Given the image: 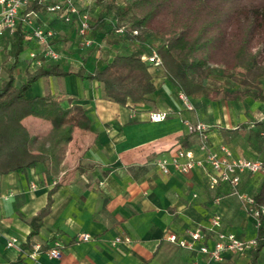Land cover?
I'll return each instance as SVG.
<instances>
[{
    "label": "crops",
    "instance_id": "obj_1",
    "mask_svg": "<svg viewBox=\"0 0 264 264\" xmlns=\"http://www.w3.org/2000/svg\"><path fill=\"white\" fill-rule=\"evenodd\" d=\"M95 6L94 22L100 14ZM38 25L56 30L54 45L62 54L58 60L71 73L40 77L27 89L26 97L48 92L75 96L88 108L92 130H75L58 172L46 174L44 163L37 162L0 175V264H190L193 252L168 240L166 234L183 237L190 228L210 225L214 214H220L224 230L246 238L256 236L253 218L230 185L209 188L202 167L164 173L156 159L180 147L199 154L198 138L187 126L197 121L208 125L212 148L225 144L235 155L264 159V102L201 97L191 99L194 108L186 109L178 98L179 88L163 67L150 66L155 91L141 101L117 103L104 95L100 82L82 77L74 68L84 59V74L92 72L116 52H130L131 43H110L107 29L96 30L99 47L84 55L75 24L45 9L33 23ZM104 40L107 47L100 46ZM29 41L30 53L38 43L34 38ZM4 48L0 51L6 53ZM29 53L20 55L16 78H25ZM154 111L165 112L166 117L154 121ZM25 122L34 134L50 130L49 122L38 117L29 116ZM263 175L244 174L241 191L254 194ZM52 188V208L38 232L30 236V219L45 206ZM80 232L90 233L91 239L80 240ZM116 236L130 241L112 244ZM11 237L18 243L9 246ZM56 244L62 256L50 259L46 251ZM251 259L252 250L228 257L226 264H251Z\"/></svg>",
    "mask_w": 264,
    "mask_h": 264
},
{
    "label": "trees",
    "instance_id": "obj_2",
    "mask_svg": "<svg viewBox=\"0 0 264 264\" xmlns=\"http://www.w3.org/2000/svg\"><path fill=\"white\" fill-rule=\"evenodd\" d=\"M96 1L100 14L92 36L96 30L107 29L110 43L132 45L130 52H116L92 72L76 71L100 82L108 99L126 104L144 100L155 91L154 73L142 54L156 47L166 76L190 99L264 102V32L260 29L264 25V0ZM29 9L45 10V3L36 0ZM115 18L129 25L125 34L114 33ZM133 28L140 32L133 34ZM25 35L20 22L13 34L6 35L2 46L10 48L6 51L10 57L2 62L6 72L0 75V175L25 170L37 162L44 163L46 174L58 172L75 130H92L88 108L84 102L75 101V96L57 92L32 98L25 95L40 77L71 73L59 60L35 68L28 64L24 81L16 84L15 69L30 43ZM29 116L49 122V132L34 134L25 122ZM54 190H49L47 203L30 219V236L38 232L50 212ZM253 195L257 206L264 205V175ZM259 219L251 264H258L264 247V213Z\"/></svg>",
    "mask_w": 264,
    "mask_h": 264
},
{
    "label": "built area",
    "instance_id": "obj_3",
    "mask_svg": "<svg viewBox=\"0 0 264 264\" xmlns=\"http://www.w3.org/2000/svg\"><path fill=\"white\" fill-rule=\"evenodd\" d=\"M36 0H0V48L3 46L7 34H13L17 25L21 22L26 30V39L34 38L39 47L29 53L30 66L35 68L45 62L58 60L61 52L54 45L57 32L53 27L33 26L39 11L29 9ZM45 3V9L57 14L64 22L75 24L77 35L82 48H89L95 39L92 36L93 6L96 0H37ZM114 21V33L125 34L129 25ZM138 28H133L132 33L138 34ZM142 58L155 68L163 67L162 57L156 47H152L148 53L142 54ZM178 98L184 108L193 109L194 104L189 96L182 90L178 91ZM166 117L162 111H154L151 119L161 121ZM188 130L196 134L198 138V151L193 148L180 147L174 153L157 157V166L167 174L174 172L185 173L197 167L205 169L209 188H215L221 183L230 185L233 192L242 200L243 210L253 218L254 227L260 225L259 215L264 213V205L257 206L253 194L241 191L240 186L244 174H264V159L245 155H235L228 145H221L214 149L209 142L208 125L203 121L195 123L187 122ZM210 225L190 228L186 235L181 237L173 232L166 234V238L193 252L190 264H226L228 257L238 253L252 250L257 244V237H243L233 231L222 228L220 214L211 217ZM80 240H90L92 235L88 232H80L77 236ZM122 240L130 241L129 237L116 236L112 244ZM18 243L16 237H11L9 246ZM36 248L39 246L36 245ZM48 258H60L62 249L58 244L46 251Z\"/></svg>",
    "mask_w": 264,
    "mask_h": 264
},
{
    "label": "rangeland",
    "instance_id": "obj_4",
    "mask_svg": "<svg viewBox=\"0 0 264 264\" xmlns=\"http://www.w3.org/2000/svg\"><path fill=\"white\" fill-rule=\"evenodd\" d=\"M97 2V1H96ZM95 8H96V6L94 5L93 6V11H92V14L93 15H95V13H94V10H95ZM100 8V7H99ZM260 20H262V19H259V21ZM264 22V21H263ZM263 32H264V25L263 26H261V28H260ZM107 41H108V38H107ZM106 40H104L103 42H102V44H100V46L102 45V46H105V47H107L109 44H108V42H107ZM66 45L68 46L69 45V42H66ZM39 47V45H37V47H34V49H37ZM96 47H99V45L97 44V42H94L89 48H83L82 49V53L84 54V55H88L93 49H94V51H96L97 49H95ZM4 49H6V51H8L10 48L9 47H5ZM84 51V52H83ZM28 53H29V50L26 48L22 53H21V55L22 56H25V55H28ZM10 57L8 54L6 55V53L4 52V51H0V75L1 74H3V73H5L6 71V69L2 66V62L6 59V57ZM9 59V58H8ZM261 59H262V62L264 63V53H263V55H262V57H261ZM84 60V59H83ZM82 59L81 60H79L80 61V65L77 67V68H74L75 70H78V69H82L83 71L84 70H86V68H85V64L83 63V62H85V61H83ZM83 63V64H82ZM61 64H62V66L64 67V69H68V66L67 65H65L64 64V62H61ZM88 64H89V62H88ZM87 65V64H86ZM24 81V79L22 78V77H17L16 78V84L17 85H20L22 82ZM219 83L221 84V85H226L227 84V82H225V81H219ZM37 85H34V87H33V90H36V87ZM255 228V227H254ZM263 253H264V249H263ZM261 264H264V257L263 258H261Z\"/></svg>",
    "mask_w": 264,
    "mask_h": 264
}]
</instances>
